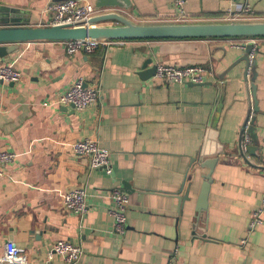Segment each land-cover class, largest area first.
<instances>
[{"label":"crops","instance_id":"crops-1","mask_svg":"<svg viewBox=\"0 0 264 264\" xmlns=\"http://www.w3.org/2000/svg\"><path fill=\"white\" fill-rule=\"evenodd\" d=\"M58 1L0 5L21 9L39 26L48 24V7ZM174 1L130 0L121 13L136 23L166 22ZM233 2L248 4L252 20H264V0H186L184 10L191 21L218 22ZM256 39L247 80L244 62L223 76L243 49L222 38L124 40L89 54L69 53L55 41L17 44L0 58V66L22 75L0 82V150L16 155L0 179V249L14 243L28 264H64L56 255L47 259L58 240L82 248L76 264H264V210L257 224L252 217L264 207V37ZM156 63L204 66L209 77L203 85L166 83L151 76ZM79 78L100 90L95 105L79 112L57 104ZM254 100L257 111L250 113ZM249 116L255 155L239 148ZM210 128L217 135L200 155ZM85 139L109 151L110 174L91 170L89 159L75 154L72 144ZM219 151L206 209L199 211L204 176ZM79 187L88 195L84 215L62 202ZM113 188L127 197L122 234L113 232L108 213Z\"/></svg>","mask_w":264,"mask_h":264},{"label":"built area","instance_id":"built-area-1","mask_svg":"<svg viewBox=\"0 0 264 264\" xmlns=\"http://www.w3.org/2000/svg\"><path fill=\"white\" fill-rule=\"evenodd\" d=\"M185 4L186 0H175V15L171 19L166 20V22H190L191 18L186 15L184 10ZM48 10L51 13V19L47 25H69L73 27L88 26V21L92 16L108 11V9H97L90 4L82 3L81 0L53 2L48 7ZM252 19L254 17L248 4L233 2V7L229 8L226 15L220 20L222 22H230L250 21ZM228 40H230V46L234 48L244 49L247 45H252L250 57H253L254 45L257 42L256 38H229ZM119 41L124 40L104 41L87 38L59 42L65 45L69 53L83 52L89 54L100 46L118 43ZM155 67L153 77L166 83L203 84L207 77H209V71L200 65L176 66L156 63ZM21 77V72L13 66H0V82L15 83ZM100 94V90L96 86H85L83 80L79 78L69 89L57 95L56 103L59 105H72L74 110L80 112L95 105ZM251 118L250 116L248 117L243 128L244 135L241 149L245 155L251 144V138L248 132ZM72 149L77 156L89 159V167L91 170L100 169L106 174L112 172L109 151L100 147L97 141L90 139L78 140L72 144ZM15 157L14 152L5 149L0 150V179L6 174V165L13 162ZM87 196V191L83 187L65 192L62 195L64 209L79 215H84L87 211ZM109 197L112 201V207L108 209V213L113 219V232L122 234L126 223L127 197L119 188H113L109 192ZM263 210L264 207L253 213L252 217L255 219L254 224L260 221V215ZM82 253L83 251L80 246L74 245L66 240H58L53 243L47 252V259L51 260L56 255L61 257L64 264H76L81 258ZM0 264H28V258L14 243L7 242L0 249Z\"/></svg>","mask_w":264,"mask_h":264},{"label":"water","instance_id":"water-1","mask_svg":"<svg viewBox=\"0 0 264 264\" xmlns=\"http://www.w3.org/2000/svg\"><path fill=\"white\" fill-rule=\"evenodd\" d=\"M62 1V0H60ZM94 7L97 9H108V11L92 16L88 21V26L73 27L69 25H47L32 26L22 18L23 11L15 7L0 5V58L6 54L12 53L17 44L37 41H69L80 39L93 40H158V39H209V38H260L264 37V20L250 21H230V22H159V23H136L121 11H127L131 8L130 0H95ZM252 45H247L243 49L242 55L228 67L224 75L240 62H244V79L247 80V74L255 67V59L250 57ZM151 63L149 59L147 61ZM155 65L152 66L150 74L155 73ZM149 74L146 72L144 75ZM191 85H203L193 84ZM253 92L255 91L254 83L250 85ZM255 99V98H254ZM255 103V105H254ZM250 106L251 111H257L256 100ZM70 107L73 108L72 105ZM243 132V131H242ZM248 132L252 141H256L254 120L251 119ZM217 131L209 129L204 145L200 150V155H207L209 152L207 146L211 138H215ZM243 134H241L242 139ZM240 139V140H241ZM242 140L239 148H241ZM241 151V150H240ZM257 152L256 145L247 149V154L255 155ZM218 153H215V160L212 161L209 174L204 176L198 197V210L206 209L210 187L212 183L211 174L213 165L218 162ZM246 163H249L245 155L241 153ZM194 162V159H192ZM185 176L184 184L187 179ZM184 186V185H183ZM182 188L177 195L181 194ZM189 189L185 195L179 198L180 207L182 203L189 199Z\"/></svg>","mask_w":264,"mask_h":264}]
</instances>
